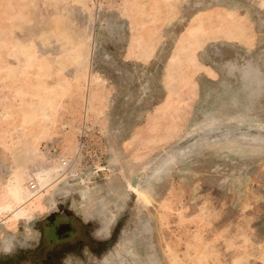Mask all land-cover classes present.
<instances>
[{"label":"rangeland","instance_id":"obj_1","mask_svg":"<svg viewBox=\"0 0 264 264\" xmlns=\"http://www.w3.org/2000/svg\"><path fill=\"white\" fill-rule=\"evenodd\" d=\"M0 264H264V0H0Z\"/></svg>","mask_w":264,"mask_h":264},{"label":"flooded vegetation","instance_id":"obj_2","mask_svg":"<svg viewBox=\"0 0 264 264\" xmlns=\"http://www.w3.org/2000/svg\"><path fill=\"white\" fill-rule=\"evenodd\" d=\"M88 234L90 231L87 227L83 228L82 222L74 213L70 211L53 213L43 223V240L38 248L50 254L57 248L76 247L78 244H72L76 240L80 242V246H83L89 240Z\"/></svg>","mask_w":264,"mask_h":264},{"label":"built area","instance_id":"obj_3","mask_svg":"<svg viewBox=\"0 0 264 264\" xmlns=\"http://www.w3.org/2000/svg\"><path fill=\"white\" fill-rule=\"evenodd\" d=\"M59 165L62 169H64L66 172H71L73 170L74 161H72L71 158L66 156H61L59 159ZM27 187L31 191H35L38 188V182L37 178L35 177L33 172H30L27 175Z\"/></svg>","mask_w":264,"mask_h":264},{"label":"bare ground","instance_id":"obj_4","mask_svg":"<svg viewBox=\"0 0 264 264\" xmlns=\"http://www.w3.org/2000/svg\"><path fill=\"white\" fill-rule=\"evenodd\" d=\"M39 170H40V169H39ZM44 174H45V170L39 171V180H40L41 184L46 183V178L43 177Z\"/></svg>","mask_w":264,"mask_h":264}]
</instances>
